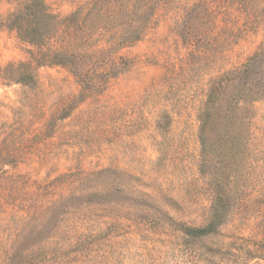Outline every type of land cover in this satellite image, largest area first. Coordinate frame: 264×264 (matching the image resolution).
Returning <instances> with one entry per match:
<instances>
[{"label":"rangeland","instance_id":"1","mask_svg":"<svg viewBox=\"0 0 264 264\" xmlns=\"http://www.w3.org/2000/svg\"><path fill=\"white\" fill-rule=\"evenodd\" d=\"M3 173L0 264H264V0H0Z\"/></svg>","mask_w":264,"mask_h":264},{"label":"trees","instance_id":"2","mask_svg":"<svg viewBox=\"0 0 264 264\" xmlns=\"http://www.w3.org/2000/svg\"><path fill=\"white\" fill-rule=\"evenodd\" d=\"M121 1H123V0H121ZM132 1H134V0H132ZM142 1L143 0H139V2H142ZM144 1H145V3L148 2V0H144ZM118 8L121 10L120 7H118ZM142 12H143V10H142V8H140V14H142ZM137 28L140 29V30L143 29V26H142V24H140L139 21L137 23ZM138 33H139V31H138ZM140 37H141V34H137L134 37V39L136 40V39H139ZM255 60H256V58L255 59L254 58L251 59V61L247 65H245V69L244 70H242V69H240V70H234L230 74H226V75H231L232 74V76H235V79L239 78L240 76H243L244 74H246V72H248L249 68L251 67V65L253 64V62ZM241 74H243V75H241ZM232 76H223V77L219 78L215 82V88L213 89V92H212V95H211V98L212 99L215 98L216 93H218L223 87H225L230 81L233 80L234 77L232 78ZM240 78H242V77H240ZM206 114H209L208 111H207ZM206 125L207 124H206V120H205V124L203 125V130H204V128H206ZM9 179H11V177L8 176V175H6L5 173H3V175L1 176V179H0V182H2L4 180H9ZM201 231L202 232H206L205 229L204 230H201Z\"/></svg>","mask_w":264,"mask_h":264}]
</instances>
